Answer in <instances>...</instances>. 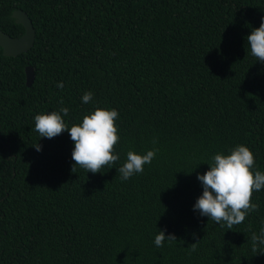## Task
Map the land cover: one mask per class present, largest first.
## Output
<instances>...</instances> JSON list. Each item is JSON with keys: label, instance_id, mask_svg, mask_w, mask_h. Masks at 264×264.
<instances>
[{"label": "trees", "instance_id": "trees-1", "mask_svg": "<svg viewBox=\"0 0 264 264\" xmlns=\"http://www.w3.org/2000/svg\"><path fill=\"white\" fill-rule=\"evenodd\" d=\"M16 10L36 38L17 56L0 47V264H264L251 243L264 188L231 229L192 210L215 152L245 144L264 171V63L246 39L264 0H0L12 37L25 33ZM60 101L69 127L118 110L117 162L72 172L69 133L40 138L33 117ZM153 147L143 173L122 181L127 151ZM160 229L176 240L157 248Z\"/></svg>", "mask_w": 264, "mask_h": 264}, {"label": "clouds", "instance_id": "clouds-1", "mask_svg": "<svg viewBox=\"0 0 264 264\" xmlns=\"http://www.w3.org/2000/svg\"><path fill=\"white\" fill-rule=\"evenodd\" d=\"M246 39L251 55L256 57V61L264 63V17H261L260 26L252 29ZM56 87L62 89L64 82L58 81ZM93 96L92 91H85L81 102L88 104L93 101ZM69 110L60 101L58 110L37 113L33 117L34 129L40 138L51 139L63 131L69 133V138L74 142L71 159L75 163L72 172L79 165L86 172L96 173L105 165L117 162L120 157L114 146L121 139L116 123L119 119L118 110L96 107L71 127L64 119ZM35 147L37 151L41 150L39 144ZM158 151L156 147L143 153L127 151L126 159L116 168L120 179L127 181L143 173L144 166L152 162ZM255 159L254 153L245 144H236L227 152H215L210 157L208 169L203 174L197 173L202 193L192 205L193 212L200 217H208L220 226H227L228 229L243 222L247 215L259 207L252 201L253 192L264 188V171L259 170ZM166 232V229H160L154 235L153 243L157 248L176 240L174 233L166 235ZM251 243L254 251L264 247V226L258 234L252 233ZM195 244H192L193 248Z\"/></svg>", "mask_w": 264, "mask_h": 264}, {"label": "water", "instance_id": "water-1", "mask_svg": "<svg viewBox=\"0 0 264 264\" xmlns=\"http://www.w3.org/2000/svg\"><path fill=\"white\" fill-rule=\"evenodd\" d=\"M16 22L22 24L25 33L20 37H12L0 29V47L5 56H17L30 51L34 45L36 31L30 17L22 10H16L13 13ZM27 85L30 87L35 80V72L32 66L26 68Z\"/></svg>", "mask_w": 264, "mask_h": 264}]
</instances>
